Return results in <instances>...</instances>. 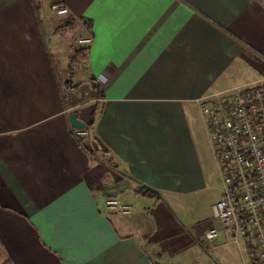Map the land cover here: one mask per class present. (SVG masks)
<instances>
[{
    "label": "crops",
    "instance_id": "0c3cea01",
    "mask_svg": "<svg viewBox=\"0 0 264 264\" xmlns=\"http://www.w3.org/2000/svg\"><path fill=\"white\" fill-rule=\"evenodd\" d=\"M37 4L0 0V264H215L204 197L223 184L201 105L264 78V0ZM73 32L92 38L74 72L89 104L58 74Z\"/></svg>",
    "mask_w": 264,
    "mask_h": 264
},
{
    "label": "built area",
    "instance_id": "2783aa9c",
    "mask_svg": "<svg viewBox=\"0 0 264 264\" xmlns=\"http://www.w3.org/2000/svg\"><path fill=\"white\" fill-rule=\"evenodd\" d=\"M53 8L58 15L70 12L64 4ZM91 41L79 39L83 45ZM201 109L223 184L222 197L214 205L216 222L205 239L213 248L226 233L245 247L251 264H264V78L204 97ZM79 133L84 135L83 130ZM105 204L112 211H132L118 197H109Z\"/></svg>",
    "mask_w": 264,
    "mask_h": 264
},
{
    "label": "rangeland",
    "instance_id": "374dc122",
    "mask_svg": "<svg viewBox=\"0 0 264 264\" xmlns=\"http://www.w3.org/2000/svg\"><path fill=\"white\" fill-rule=\"evenodd\" d=\"M65 15H58L55 10H53V16L51 17L54 21V26L59 27V25L64 22L63 19ZM58 30V29H57ZM66 38V36H64ZM83 38L82 35H80L79 32H73V37L70 38V45L69 49H67V52L69 53V57H67L65 60L68 62L63 67H67V72L64 70L58 69V74L60 76V82L62 89L65 94L68 92L74 91L76 92L79 98H82L86 103H92L94 101L95 92L92 91L91 86L88 84H83L81 82H77L75 79V70L78 67V62L84 60L85 53H78V50L81 48V43L79 42V39ZM66 73H69L70 75L66 76ZM73 86V87H70ZM74 88V89H73ZM65 98L70 99L69 95L67 94ZM215 187L210 190V192L204 197V202L206 205H210L213 202L218 201L219 197V187L221 183L215 181ZM206 246H209L206 244ZM209 251V257L211 259H214L215 264H251V259L249 256V253L245 249L244 246L239 245L238 243L231 241V239L228 237H224L219 245L216 248H212L211 246L208 247ZM215 249V250H214ZM210 264V263H205Z\"/></svg>",
    "mask_w": 264,
    "mask_h": 264
},
{
    "label": "trees",
    "instance_id": "16d2710c",
    "mask_svg": "<svg viewBox=\"0 0 264 264\" xmlns=\"http://www.w3.org/2000/svg\"><path fill=\"white\" fill-rule=\"evenodd\" d=\"M37 1H38V0H33L35 6L38 8ZM68 23H70V21H68ZM88 23H89V21H88ZM85 50H87V48H81V49L78 50V53H83ZM91 83H92V87H93L94 89H96V90L99 89L98 85L95 83L94 80H92ZM70 87H73V86H70ZM91 125H92V123L90 124V126H91ZM78 138H79L80 144H81L84 148H87V147L85 146L84 142H83V138H82L81 136H78ZM138 191H139V192H142L144 195H147V196H155V195H159V193H155V192L151 191L150 189L143 188V187L140 188V189H138Z\"/></svg>",
    "mask_w": 264,
    "mask_h": 264
},
{
    "label": "water",
    "instance_id": "95a60500",
    "mask_svg": "<svg viewBox=\"0 0 264 264\" xmlns=\"http://www.w3.org/2000/svg\"><path fill=\"white\" fill-rule=\"evenodd\" d=\"M70 121L75 129L82 130L89 128V126L83 120H81L75 112H72L70 114Z\"/></svg>",
    "mask_w": 264,
    "mask_h": 264
}]
</instances>
